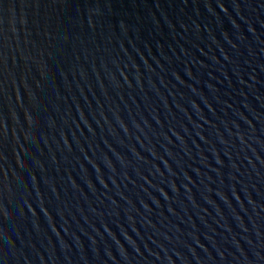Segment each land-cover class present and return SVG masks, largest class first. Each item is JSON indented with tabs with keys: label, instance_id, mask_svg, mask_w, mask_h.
Wrapping results in <instances>:
<instances>
[{
	"label": "water",
	"instance_id": "water-1",
	"mask_svg": "<svg viewBox=\"0 0 264 264\" xmlns=\"http://www.w3.org/2000/svg\"><path fill=\"white\" fill-rule=\"evenodd\" d=\"M0 264H264V0H0Z\"/></svg>",
	"mask_w": 264,
	"mask_h": 264
}]
</instances>
